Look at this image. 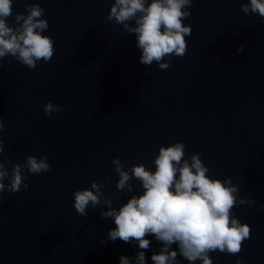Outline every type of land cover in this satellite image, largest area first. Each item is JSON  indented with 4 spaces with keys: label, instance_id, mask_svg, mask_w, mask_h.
<instances>
[{
    "label": "water",
    "instance_id": "1",
    "mask_svg": "<svg viewBox=\"0 0 264 264\" xmlns=\"http://www.w3.org/2000/svg\"><path fill=\"white\" fill-rule=\"evenodd\" d=\"M25 2L14 0L13 16L25 11ZM39 2L49 23L43 34L55 40V54L36 69L4 58L0 116L5 157L23 163L28 155H46L51 170L28 173V190L21 186L17 193L5 189L0 194V264H119L121 255L134 256L137 247L106 239L115 225L99 216V206L89 207L87 217L77 214L73 192L109 177L104 192L117 197L113 206L118 208L131 194L116 190L113 158L126 168L144 163L154 170L159 147L176 141L186 145L185 158L200 153L209 176L231 177L240 196L255 202L232 212L251 226V239L239 253L242 264H264L260 17L244 14L240 0H193L191 16L183 21L192 27L187 54L160 70L155 62L150 67L139 62L134 34L102 23L112 0ZM241 44L244 50L238 54ZM48 101L64 110L46 116ZM133 184L132 194H141L139 182ZM148 238L152 247L145 255L152 264L151 254L160 245ZM210 255L214 264L237 259Z\"/></svg>",
    "mask_w": 264,
    "mask_h": 264
},
{
    "label": "clouds",
    "instance_id": "2",
    "mask_svg": "<svg viewBox=\"0 0 264 264\" xmlns=\"http://www.w3.org/2000/svg\"><path fill=\"white\" fill-rule=\"evenodd\" d=\"M13 4L14 0H0V69L5 57L36 69L39 62L48 63L55 54V40L43 34L49 29L43 18L46 9L39 0H26L25 11L13 16ZM192 5L193 0H112L102 23L121 25L125 33L135 35L142 65L150 67L155 62L160 70H167L172 67L173 57L187 54L186 37L191 36L192 27L183 21L191 16ZM240 10L258 15L264 23V0H240ZM9 17H13L12 26ZM243 50L241 44L236 51L239 54ZM8 64L12 65L11 59ZM43 109L46 116L64 110L51 101ZM4 131L0 116V194L5 189L17 193L21 186L28 190V173L38 175L51 170L48 157L28 155L23 163H14L4 155ZM186 151L180 141L161 145L152 161L154 170L144 163L126 168L119 157L113 158V171L119 177L115 188L131 194L118 208L113 206L117 197L104 192L106 184L111 183L109 177L99 183L92 180L88 188L73 192L77 214L87 217L89 207L99 206V216L111 218L115 227L108 230L107 240L138 248L134 256L121 255L119 264H147L145 253L152 247L148 237L160 245L151 254L152 264H181L180 258L188 264H214L210 255L214 252L236 256L235 264H242L239 253L244 242L251 239V226L242 223L232 210L240 205L252 207L255 202L240 196V188L231 177L222 180L209 176V167L200 153L185 158ZM133 180L139 182L141 194H132ZM99 243L103 245L106 240L102 238Z\"/></svg>",
    "mask_w": 264,
    "mask_h": 264
}]
</instances>
